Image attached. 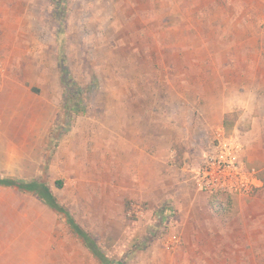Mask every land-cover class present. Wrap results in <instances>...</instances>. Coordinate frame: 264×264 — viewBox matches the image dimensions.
<instances>
[{
    "label": "rangeland",
    "instance_id": "rangeland-1",
    "mask_svg": "<svg viewBox=\"0 0 264 264\" xmlns=\"http://www.w3.org/2000/svg\"><path fill=\"white\" fill-rule=\"evenodd\" d=\"M61 63L86 108L66 126ZM0 110L113 261L264 264V188L217 216L192 183L225 116L244 151L264 126V0H0ZM54 215L39 264H99Z\"/></svg>",
    "mask_w": 264,
    "mask_h": 264
},
{
    "label": "crops",
    "instance_id": "crops-1",
    "mask_svg": "<svg viewBox=\"0 0 264 264\" xmlns=\"http://www.w3.org/2000/svg\"><path fill=\"white\" fill-rule=\"evenodd\" d=\"M0 118V180L44 183L43 178H39L42 176L41 132L24 129L25 122L19 119L3 118L1 110ZM218 128L224 130L223 121ZM263 129L264 126L259 131V127L251 123L246 135L247 148L243 154L246 165L256 169L262 183L256 194L264 188ZM196 192L203 196V201H207L209 209L208 201L213 195H206L198 190ZM54 213L56 212L30 192H22L13 186L0 185V264L43 262L41 257L45 255L44 251L50 249L53 244V230L57 219ZM71 219L76 224L72 217ZM65 227L72 237L80 241L71 229L67 217ZM74 258V253L69 255V264H75Z\"/></svg>",
    "mask_w": 264,
    "mask_h": 264
},
{
    "label": "built area",
    "instance_id": "built-area-1",
    "mask_svg": "<svg viewBox=\"0 0 264 264\" xmlns=\"http://www.w3.org/2000/svg\"><path fill=\"white\" fill-rule=\"evenodd\" d=\"M243 153L244 144L240 137L227 135L218 128L192 174L195 189L220 199L256 194L262 183L256 169L248 167L243 161Z\"/></svg>",
    "mask_w": 264,
    "mask_h": 264
},
{
    "label": "trees",
    "instance_id": "trees-1",
    "mask_svg": "<svg viewBox=\"0 0 264 264\" xmlns=\"http://www.w3.org/2000/svg\"><path fill=\"white\" fill-rule=\"evenodd\" d=\"M62 0H57V2H61ZM63 12L61 9L58 8V14L59 16ZM62 61V60H61ZM60 71H61V81L64 89L63 93V100H62V110L64 111V116L61 118V121H69L70 119H73L75 117L83 116L86 113V108L83 105V100H77V97L82 94L80 91V88L78 85H76L70 74L67 71V67L65 64H60ZM79 88V89H78ZM79 90V91H78ZM78 91V92H76ZM80 98V97H79ZM64 124L62 126H66L67 124ZM228 120L227 116H225L223 120V128H228ZM181 162H177L176 166H181ZM55 185L60 186V183L55 181ZM0 185H7V186H13L16 187L18 190L22 192H30L35 197H37L40 201H42L44 204L49 206L53 211H55L57 214H64L68 218V222L71 226V229L76 234V236L80 239L82 242V245L91 253V255L98 261L99 264H120L119 262H115L112 259H110L98 246L97 242L88 235L81 227L76 225L71 217L68 215L67 211L64 207H62L54 197L51 190L47 187L46 183H37L32 182L30 183H24L21 181H5L4 179L0 180ZM33 185V186H32ZM209 210L211 213L220 216L224 209L223 204L220 202L219 196H211L208 201Z\"/></svg>",
    "mask_w": 264,
    "mask_h": 264
}]
</instances>
